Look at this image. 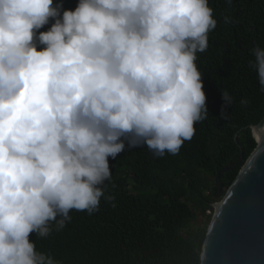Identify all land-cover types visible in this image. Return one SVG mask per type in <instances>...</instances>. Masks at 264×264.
Returning <instances> with one entry per match:
<instances>
[{
    "label": "clouds",
    "instance_id": "1",
    "mask_svg": "<svg viewBox=\"0 0 264 264\" xmlns=\"http://www.w3.org/2000/svg\"><path fill=\"white\" fill-rule=\"evenodd\" d=\"M217 23L209 0H0V264H59L30 234L114 202L109 158L193 138L209 116L197 54ZM250 54L264 91V46ZM248 133L264 143V124Z\"/></svg>",
    "mask_w": 264,
    "mask_h": 264
},
{
    "label": "trees",
    "instance_id": "2",
    "mask_svg": "<svg viewBox=\"0 0 264 264\" xmlns=\"http://www.w3.org/2000/svg\"><path fill=\"white\" fill-rule=\"evenodd\" d=\"M62 2L74 10L78 0ZM209 3L218 23L209 33V48L196 61L203 73L208 118L195 124V135L177 155L159 156L138 146L109 158L111 180L101 187L114 202L102 198L91 215L73 210L71 221L60 231L53 222L46 238L31 233L38 251L59 264H202L214 216L208 211L214 212L213 205L258 146L249 126L264 119V91L249 66L250 50L264 46V0ZM50 26L51 21L39 31ZM223 91L231 95V105L222 99ZM220 172L224 195L216 187ZM198 220L201 224L192 228Z\"/></svg>",
    "mask_w": 264,
    "mask_h": 264
},
{
    "label": "water",
    "instance_id": "3",
    "mask_svg": "<svg viewBox=\"0 0 264 264\" xmlns=\"http://www.w3.org/2000/svg\"><path fill=\"white\" fill-rule=\"evenodd\" d=\"M259 124H264V119ZM223 172L218 174L216 182L219 195H224ZM201 261L202 264H264V143L258 144L216 205Z\"/></svg>",
    "mask_w": 264,
    "mask_h": 264
},
{
    "label": "rangeland",
    "instance_id": "4",
    "mask_svg": "<svg viewBox=\"0 0 264 264\" xmlns=\"http://www.w3.org/2000/svg\"><path fill=\"white\" fill-rule=\"evenodd\" d=\"M220 201H221V200H220ZM220 201H219V202H220ZM219 202H216V203L213 205V207H214V212H213V211H208V214H209V215H210V214H215L216 205H217ZM199 224H201V222L198 220V221H196V222L193 224L192 228H195V227H196L197 225H199ZM210 225H211V224L208 225V230H209Z\"/></svg>",
    "mask_w": 264,
    "mask_h": 264
}]
</instances>
